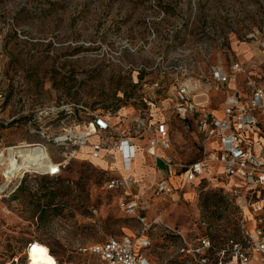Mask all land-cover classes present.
<instances>
[{
	"label": "rangeland",
	"instance_id": "rangeland-1",
	"mask_svg": "<svg viewBox=\"0 0 264 264\" xmlns=\"http://www.w3.org/2000/svg\"><path fill=\"white\" fill-rule=\"evenodd\" d=\"M262 28L264 0H0V148L29 141L22 120H10L28 101L110 113L144 150L159 122L169 127L162 160L141 149L130 190L108 188L120 174L98 159L71 160L57 177L20 179L0 167V264H24L33 250L57 264H102L84 248L144 228L123 210L126 191L146 198L137 213L150 264H214L239 229L240 210L222 183L196 179L159 197L144 186L163 160L181 170L203 155L200 136L175 113V87L189 82L199 98L223 97L245 90L248 76L264 83ZM235 63L243 72L216 91L214 70L232 74ZM46 152L58 158L53 146Z\"/></svg>",
	"mask_w": 264,
	"mask_h": 264
},
{
	"label": "built area",
	"instance_id": "built-area-1",
	"mask_svg": "<svg viewBox=\"0 0 264 264\" xmlns=\"http://www.w3.org/2000/svg\"><path fill=\"white\" fill-rule=\"evenodd\" d=\"M261 36L264 38V28ZM260 47L264 49V40ZM232 71L231 74L220 68L214 70L212 78L216 91L231 76L236 78L243 69L239 63H235ZM194 91L192 86L186 84L175 87V113L200 136L202 157L186 164L181 170H176L170 159L163 160L166 173L160 172L144 188L150 196L159 197L196 179L200 183H222L221 188L234 198L240 210L239 229L233 237L224 238V243L216 250L214 264H264V83L256 82L253 75L248 76L245 90L224 96L222 116L211 111L208 101L196 100ZM2 102L3 95L0 93V119ZM111 118L110 113L90 111L82 104L34 106L28 101L23 110L13 114L10 120L16 122V119H22L29 136L35 139L0 148V155L7 157L9 152L16 155L15 166L7 174H18L20 179L29 175L57 177L71 160L93 163L98 159L112 165L116 152L121 156L123 168H129L137 143L119 132ZM155 132L149 146L164 148L168 125L164 121L159 122ZM49 146L55 148L58 158L54 154L48 156L46 149ZM25 148H39L42 154L35 160L23 163L18 152ZM152 156L162 158L156 154ZM7 164L6 159L0 162V167L5 165L7 168ZM132 182L133 176L120 174V178L109 179L107 186L110 189L126 187L130 190L128 184ZM125 195L130 197L121 201L123 210L144 226L142 234L110 237L84 248V251L95 256L102 264H150L142 252L149 245L144 235L147 222L137 213L139 205L145 203L146 198L131 195L128 191ZM202 247L210 249L209 240H204Z\"/></svg>",
	"mask_w": 264,
	"mask_h": 264
},
{
	"label": "bare ground",
	"instance_id": "bare-ground-1",
	"mask_svg": "<svg viewBox=\"0 0 264 264\" xmlns=\"http://www.w3.org/2000/svg\"><path fill=\"white\" fill-rule=\"evenodd\" d=\"M229 84L234 86L232 79H231V82ZM186 85H188L189 87L192 86V84L189 82H187ZM117 122H118V120H117ZM117 122H115V123H117ZM166 147H168L167 140H165L164 148H166ZM141 149L144 150L141 145L137 144V146L135 147V155H134L133 160L130 162L129 168H126V169L123 168V165L121 162V156L118 152H116L114 160L112 162V165L106 164V169L112 170L113 168H115V170H117V172L122 174L124 177H127L129 175L132 176L133 170L136 168V165H135L136 159L137 158L142 159L144 156ZM144 152L146 154H148L149 156H152V154H156L159 157H162L161 153L159 154L158 148L156 149V148L148 146L144 150ZM41 154H42V151L39 148H29V149L25 148V149H22L18 152V157L20 159H22L23 163H28L31 160H35L36 157L40 156ZM15 157H16V155L14 156L13 163H12V160L8 162L9 167L6 168V170H7L6 174L9 173L11 171V169L15 166ZM2 160H3V158L0 157V161H2ZM161 160H162V158H161ZM2 162H4V161H2ZM10 162L14 165L13 167L10 164ZM10 165H11V167H10ZM113 166H115V167H113ZM9 168H11V169H9ZM24 264H57V262L53 256H51L47 253H44L42 251H39V250H33L29 253L28 258Z\"/></svg>",
	"mask_w": 264,
	"mask_h": 264
},
{
	"label": "crops",
	"instance_id": "crops-1",
	"mask_svg": "<svg viewBox=\"0 0 264 264\" xmlns=\"http://www.w3.org/2000/svg\"><path fill=\"white\" fill-rule=\"evenodd\" d=\"M221 69V68H220ZM222 70V69H221ZM222 71H224V70H222ZM226 85V84H225ZM230 88H234V86H232V85H228ZM242 92V91H241ZM234 93H240V92H234ZM227 94H232V93H227ZM226 94H224L223 95V97H221V95H218V94H214V95H211V96H208L206 93L205 94H202V96L199 98L198 96H196V100H198V101H201V102H205V101H208L209 102V106L211 105V104H213V105H215V106H219V108L218 109H215V108H213V107H211L210 109H211V111L215 114V115H217V116H222V101H223V99H224V96H225ZM159 149H162L163 150V147H158V150ZM140 160H138V158L136 159V167H137V165H142V163H143V158L141 159V158H139ZM134 165V166H135ZM162 167L161 168H159L158 170L160 171V172H163V170H161L162 168L163 169H165V171H166V166H165V164L162 162ZM141 169V168H140ZM139 169V170H140ZM133 174V173H132ZM133 176V175H132Z\"/></svg>",
	"mask_w": 264,
	"mask_h": 264
},
{
	"label": "trees",
	"instance_id": "trees-1",
	"mask_svg": "<svg viewBox=\"0 0 264 264\" xmlns=\"http://www.w3.org/2000/svg\"><path fill=\"white\" fill-rule=\"evenodd\" d=\"M22 120V119H21ZM35 138L33 137V136H31L30 138H29V141H33ZM39 246V245H38ZM48 250V249H47ZM49 251V250H48ZM51 252V251H50Z\"/></svg>",
	"mask_w": 264,
	"mask_h": 264
}]
</instances>
